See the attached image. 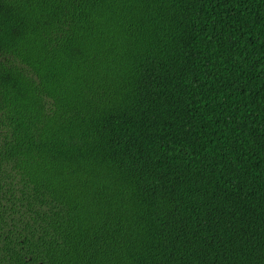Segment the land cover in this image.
Returning <instances> with one entry per match:
<instances>
[{
  "label": "trees",
  "instance_id": "16d2710c",
  "mask_svg": "<svg viewBox=\"0 0 264 264\" xmlns=\"http://www.w3.org/2000/svg\"><path fill=\"white\" fill-rule=\"evenodd\" d=\"M0 264H264V0H0Z\"/></svg>",
  "mask_w": 264,
  "mask_h": 264
}]
</instances>
